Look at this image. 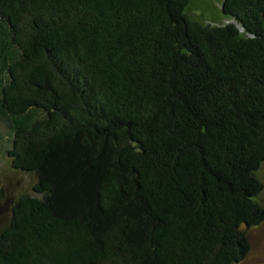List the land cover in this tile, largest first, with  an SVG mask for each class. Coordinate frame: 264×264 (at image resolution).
Segmentation results:
<instances>
[{
    "label": "trees",
    "instance_id": "16d2710c",
    "mask_svg": "<svg viewBox=\"0 0 264 264\" xmlns=\"http://www.w3.org/2000/svg\"><path fill=\"white\" fill-rule=\"evenodd\" d=\"M188 2L0 0L7 155L37 177L0 228V264L248 254L264 221V0H223L222 25Z\"/></svg>",
    "mask_w": 264,
    "mask_h": 264
},
{
    "label": "rangeland",
    "instance_id": "374dc122",
    "mask_svg": "<svg viewBox=\"0 0 264 264\" xmlns=\"http://www.w3.org/2000/svg\"><path fill=\"white\" fill-rule=\"evenodd\" d=\"M223 0H189L185 12L192 19L204 24L222 25L230 21V16L222 10ZM12 131L8 121L0 117V184L4 197L0 203V228L8 223L13 203L24 194L33 193L32 187L37 177L30 172L12 168L7 150L11 147ZM263 183L258 200L264 206V162L256 171ZM251 248L248 254L236 264H264V221L249 230Z\"/></svg>",
    "mask_w": 264,
    "mask_h": 264
},
{
    "label": "water",
    "instance_id": "95a60500",
    "mask_svg": "<svg viewBox=\"0 0 264 264\" xmlns=\"http://www.w3.org/2000/svg\"><path fill=\"white\" fill-rule=\"evenodd\" d=\"M235 23H236V26H237L240 30H242L241 25H240L239 23H237V22H235Z\"/></svg>",
    "mask_w": 264,
    "mask_h": 264
}]
</instances>
